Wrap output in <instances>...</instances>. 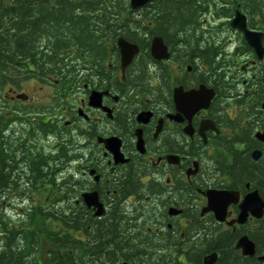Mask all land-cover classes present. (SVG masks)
<instances>
[{
    "label": "flooded vegetation",
    "instance_id": "af4514ba",
    "mask_svg": "<svg viewBox=\"0 0 264 264\" xmlns=\"http://www.w3.org/2000/svg\"><path fill=\"white\" fill-rule=\"evenodd\" d=\"M121 1L123 13L112 9ZM92 2L77 0L72 11L84 13ZM98 2L86 10L92 21L145 28L102 30L101 57L77 51L65 77L29 79L49 91L44 101L25 94L19 114L8 111L16 117L4 139L20 183L31 180L40 123L50 120V150L66 143L65 159L51 160V192L66 179L70 214L81 203L92 216L114 209L130 220L115 225L111 259L95 256L91 264H205L208 255L212 264H264V0H150L138 8L131 0ZM170 4L181 14H167ZM170 20L178 26L169 29ZM119 37L137 47L128 63ZM156 38L166 58L152 55ZM15 93L6 95L10 107ZM39 104L49 111L34 109ZM87 193L96 194L102 215L86 205ZM69 232L90 241L81 229ZM241 238L246 254L237 247Z\"/></svg>",
    "mask_w": 264,
    "mask_h": 264
},
{
    "label": "trees",
    "instance_id": "16d2710c",
    "mask_svg": "<svg viewBox=\"0 0 264 264\" xmlns=\"http://www.w3.org/2000/svg\"><path fill=\"white\" fill-rule=\"evenodd\" d=\"M96 1L98 0L85 5L84 13L78 15L72 11L78 5L77 0H0V264H91L89 259L94 260L95 256L102 255L109 261L118 246L114 240L111 241L117 236L115 225L119 222H130L129 218L120 220V213L117 214L114 209H111L106 217L92 216L81 203L80 207L72 205L74 211L70 214L66 179L59 178L57 192H51V160L65 159L64 140L58 142L56 150H45L43 147L38 149L29 166L31 180L20 183L19 163L14 158L11 161L8 158L13 150L4 139V131L9 121L16 117L12 115L9 118L8 111L12 109L11 112L16 111V114H19L22 110L18 101L22 98L16 96L12 102L13 106H8L10 102L6 95L10 89L15 90L16 95L21 93L25 80L65 77L66 72L70 73L69 63L72 55L84 49L90 51L92 58L101 57L103 38L97 34L102 30L123 34L130 29H139L140 25L145 28L144 23L134 24L131 20L124 19H106L105 22L93 19V23L86 15V10L89 12V8L93 9L92 5L99 4ZM99 1L104 5L109 3V0ZM126 8L124 1L112 4L113 10H121L122 13ZM166 10L167 14H181L175 4H170ZM119 23L120 28L116 27ZM168 23L169 29L178 26L172 20ZM110 39L107 36L105 41ZM105 46L113 44L106 43ZM39 105L41 107L36 106L34 109L43 113L49 111L45 110L43 104ZM23 109L29 110L27 106ZM50 122L41 121L42 135L45 136L49 132ZM58 167L60 170L57 163V169ZM38 183L40 189L45 192L42 204L35 201L37 192L35 196L30 195V192L37 190L35 185ZM13 199H19V203L14 204ZM9 205H13V209H10ZM38 217L54 225V228L45 227L44 233L47 239L58 247L59 257H49L46 261L36 259L39 240L33 225ZM80 229L83 234H89L90 241L72 236L69 232ZM224 264L232 262L226 259Z\"/></svg>",
    "mask_w": 264,
    "mask_h": 264
},
{
    "label": "water",
    "instance_id": "95a60500",
    "mask_svg": "<svg viewBox=\"0 0 264 264\" xmlns=\"http://www.w3.org/2000/svg\"><path fill=\"white\" fill-rule=\"evenodd\" d=\"M150 0H131V7L132 8H138L142 5H144L146 2H148ZM237 27L242 30L245 34L246 37L249 36L248 31H246L244 29V27L242 25H237ZM117 45L121 50V54H122V62L123 63H128L133 54L135 53L137 47L136 46H132L131 44H129L124 38L119 37L117 40ZM151 53L152 55L157 58V59H163L167 57V53H166V47L163 45L161 38H156L153 41L152 47H151ZM178 91H175V96L178 95L177 93ZM188 95H192L195 98L197 96L196 91H189ZM18 98H23L25 95H23L22 93L16 94L15 95ZM95 96L92 95V98H94ZM95 100V99H94ZM83 200L86 203L87 206H92L94 208H97L94 212V214L96 216H100L103 214V206L102 204L98 201L97 196L95 193H87L83 195ZM237 247H240L242 249V252L244 254L247 253V244L244 241V239H240L238 242ZM250 253H252V250L250 251ZM214 261V257L213 255H208L205 258V264H212V262Z\"/></svg>",
    "mask_w": 264,
    "mask_h": 264
},
{
    "label": "rangeland",
    "instance_id": "374dc122",
    "mask_svg": "<svg viewBox=\"0 0 264 264\" xmlns=\"http://www.w3.org/2000/svg\"><path fill=\"white\" fill-rule=\"evenodd\" d=\"M23 94L25 95H29L30 98H34L37 99L38 101H44L43 100V95L45 93H47V91H49V88L47 86H40V84L36 83L33 80H29L26 83L23 84V88H21ZM25 95V96H26ZM41 147L40 149L43 147L45 150H49V143L46 141L45 136L41 135ZM45 192L42 191V189L39 188V190H37V194H36V198L35 201L37 204H42L43 200L42 198L44 197ZM13 203L17 204L19 203V199L15 200L13 199ZM10 209H13V205H9ZM17 210H18V206H16ZM19 211V210H18ZM13 215H16L15 213H13ZM18 216V215H16ZM45 227H50L53 228V224L49 221H43L40 217L36 218L35 223L33 225V228L36 232V234L39 236L38 240H39V247L37 248L36 251V259L40 260V261H46L49 259V257H59V249L58 247L52 243L51 241H49L46 237V234L44 233V229Z\"/></svg>",
    "mask_w": 264,
    "mask_h": 264
}]
</instances>
